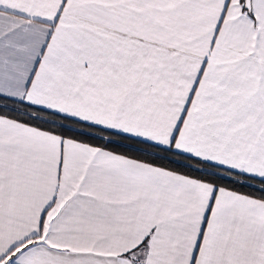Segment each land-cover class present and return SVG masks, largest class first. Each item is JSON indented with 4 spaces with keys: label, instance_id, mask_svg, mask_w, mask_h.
Segmentation results:
<instances>
[{
    "label": "snow or ice",
    "instance_id": "6c2138e0",
    "mask_svg": "<svg viewBox=\"0 0 264 264\" xmlns=\"http://www.w3.org/2000/svg\"><path fill=\"white\" fill-rule=\"evenodd\" d=\"M0 264H264V0H0Z\"/></svg>",
    "mask_w": 264,
    "mask_h": 264
}]
</instances>
